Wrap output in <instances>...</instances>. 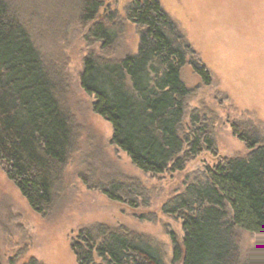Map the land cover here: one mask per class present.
<instances>
[{"label": "trees", "instance_id": "obj_1", "mask_svg": "<svg viewBox=\"0 0 264 264\" xmlns=\"http://www.w3.org/2000/svg\"><path fill=\"white\" fill-rule=\"evenodd\" d=\"M13 1L0 0V167L29 207L49 217L72 130L41 52L12 10ZM76 3L85 37L100 42V51L111 48L117 34L97 22L104 0ZM127 19L140 29L137 53L116 61L88 53L80 88L93 98V113L111 126V144L134 167L154 176L180 172L195 156L216 152L210 124L195 112L185 124L190 91L181 69L189 50L171 37L173 26L159 0H131ZM194 71L208 84L204 68ZM233 132L247 155L222 159L206 180L186 183L163 207L181 220L184 233L183 250L174 248V261L264 264V144L237 126ZM120 186L97 189L109 200L125 202ZM236 229L257 238L244 260L237 253ZM70 249L76 264H93L94 258L101 264H163L151 245L105 227L80 230Z\"/></svg>", "mask_w": 264, "mask_h": 264}, {"label": "rangeland", "instance_id": "obj_2", "mask_svg": "<svg viewBox=\"0 0 264 264\" xmlns=\"http://www.w3.org/2000/svg\"><path fill=\"white\" fill-rule=\"evenodd\" d=\"M75 1L12 2L41 52L73 140L49 217L29 207L0 167V264H76L71 240L80 230L99 227L151 245L163 264H182L173 259L175 247L183 250L181 220L166 214L164 205L191 180H206L222 159L247 155L233 126L264 144V0H159L173 26L171 37L189 50L181 69L190 91L185 124L193 112L210 124L216 152L195 156L180 172L156 176L140 172L111 144V126L93 113V98L80 88L88 53L107 61L137 53L140 29L127 19L131 0H104L97 22L117 34L104 51L85 37ZM195 67L207 71L208 84ZM109 183L121 185L125 202L109 200L97 189ZM234 239L241 260L257 245L254 235L239 229Z\"/></svg>", "mask_w": 264, "mask_h": 264}]
</instances>
